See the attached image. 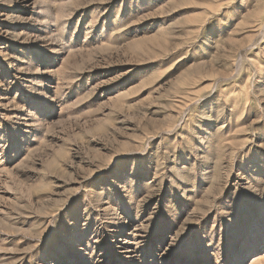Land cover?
Returning a JSON list of instances; mask_svg holds the SVG:
<instances>
[{
    "label": "rangeland",
    "instance_id": "obj_1",
    "mask_svg": "<svg viewBox=\"0 0 264 264\" xmlns=\"http://www.w3.org/2000/svg\"><path fill=\"white\" fill-rule=\"evenodd\" d=\"M0 264H264V0H0Z\"/></svg>",
    "mask_w": 264,
    "mask_h": 264
}]
</instances>
